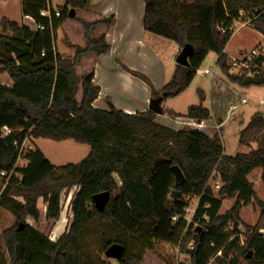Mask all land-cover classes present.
Returning <instances> with one entry per match:
<instances>
[{"label": "trees", "instance_id": "16d2710c", "mask_svg": "<svg viewBox=\"0 0 264 264\" xmlns=\"http://www.w3.org/2000/svg\"><path fill=\"white\" fill-rule=\"evenodd\" d=\"M91 2L65 0L60 15L53 13L49 18L41 11L47 7L53 11L51 0H22L23 15L44 24V29L6 16L0 20V74L7 72L13 80L10 85L0 83V203L16 216V222L0 234V252L8 255L9 264H88L91 258L83 237L96 221L105 251L114 242L126 246L118 264H141L145 253L131 252L124 239L108 240L105 223L128 232L146 248H154L157 242L178 244L189 254V261L180 264H264L260 220L245 225L249 232L246 237L234 225L236 220L241 221L242 208L253 202L261 207L264 218V199L249 178L261 167L264 180V114L254 113L240 133L242 144L256 142L255 146L228 155L220 135L210 136L196 127L163 124L150 108L127 112L112 102L106 109L94 105L101 90L94 81L95 72L80 75L78 65L91 52L110 50L105 33L94 35V31L112 25L114 17H72L82 24L86 38L85 45H75L73 57L61 55L55 43L57 29L69 18L71 9H87ZM145 2L143 21L148 31L176 41L180 50L185 44L194 47L190 65L177 63L172 78L163 86L165 98L179 95L192 83L210 51L218 54L217 63L232 82L264 85V73H232L233 62L226 51L234 32L233 22L241 17V10L254 13L252 25L264 35V0ZM229 101H225L227 105ZM187 116L209 119L211 109L203 103L191 104ZM30 137L73 139L90 144L91 150L80 162L57 165L40 148L30 149L23 156L27 165H20V147ZM174 164L182 168L184 182L178 183ZM14 168L16 172L9 178L1 175ZM214 172L222 182L217 192L209 182ZM74 186L78 188L71 200L72 219L57 240L27 221L31 216L40 223V198L47 205L49 223L58 220L62 195ZM174 189L182 194L173 197ZM106 190L111 191V198L100 211L93 197ZM192 196L199 197V204L189 222L187 197ZM226 197L235 200L221 212ZM21 222L25 225L19 228ZM219 251L222 255H217Z\"/></svg>", "mask_w": 264, "mask_h": 264}, {"label": "rangeland", "instance_id": "374dc122", "mask_svg": "<svg viewBox=\"0 0 264 264\" xmlns=\"http://www.w3.org/2000/svg\"><path fill=\"white\" fill-rule=\"evenodd\" d=\"M53 3L54 6L57 7L58 4H63V0H53ZM5 16L15 19L20 23H26L27 21L24 20L22 12V0H0V20ZM254 17V13L241 10V17L234 20L232 25L234 32L226 46V51L230 56H240L242 50L250 51L259 44H264V35L252 25ZM71 25L76 29L74 36L78 41L80 36H78L77 32V23H72ZM67 26L64 25L62 28H59L58 34H56L55 43L56 45L59 44L62 47V50H66V47L70 43L69 37L70 31L72 33V30H68L69 32H66L65 34L64 31H67V29H65ZM1 30L2 27L0 26V31ZM151 35L157 39L158 47H160L161 60L165 66L164 73L165 76H167L163 82L167 83L174 74L177 64V56L180 53V45L176 41L168 39L162 35L156 33H152ZM82 60L78 65L79 72H82L83 67L85 66V62L82 64ZM217 61L218 54L215 51H210L200 69L205 70L210 66H213L214 74L207 73L205 76H202L198 72L192 83L179 95L164 99L162 102L164 115L160 117V120L167 122L169 121L168 116L171 115L170 123L173 126L179 128H191L193 126L188 124V121L191 120L188 118L189 116H187L188 106L191 104L203 103L212 108L214 112L213 116L211 115L208 119L209 125H212L215 120L219 122L221 119H224L220 128H215L213 126L214 128L209 127L206 130L220 135L219 137L224 145V152L228 155H235L238 152H245L251 149L249 146L240 142V133L249 123L254 113L261 112L264 114V103L259 102L260 99L264 98V85L254 84L251 86H241L232 82ZM90 70L91 66L84 68L85 72ZM231 72L234 74L243 73L238 67L233 66ZM141 74L146 76L143 73ZM152 76L159 81L161 78L160 76H162V71L159 73L154 69ZM154 78L149 77L152 81H155L153 80ZM0 80H2V77H0ZM162 88L155 87L153 93L154 97L162 94ZM201 94H203V96ZM81 95L82 91L80 89L78 94L79 100L81 99ZM244 97L249 100V103H242V98ZM226 100H230L228 103L229 105L225 102ZM233 103L237 104V108L234 112H231L230 104ZM104 106L105 108H109L110 105L106 103ZM174 110L179 113L175 115V113H173ZM254 144H256V142H253L250 146L252 147ZM24 147H26L24 150L40 148L50 161L57 165L80 162L91 150V145L88 143L77 142L73 139L55 140L47 137L27 138ZM19 162L20 165H27L26 158L24 157H22ZM261 171V167L257 168L252 174H250L249 178L255 182V189L259 197L264 199V180L262 179ZM216 180L217 173L214 172L209 182L213 186L215 192L219 190V188L214 186ZM76 190L77 187L74 186L71 189L66 190L62 195L64 217L58 225L60 228L65 224V214L68 218V223H70L72 218L70 213L71 200ZM198 198L199 197L197 196L187 197L189 200V208L186 210V218L189 222L193 221V214L199 203ZM18 199L23 198L18 197ZM234 200V198L226 197L223 201L221 212L227 210ZM40 209L41 211H44L43 205L41 204ZM261 210V207L255 202L250 203L241 210V221L238 220V226L235 227L239 230V233L242 236L246 237L247 233L249 234L245 227L247 223L256 224L259 220V224L261 225L260 231L264 232V218L261 216ZM15 222L16 216L12 210L8 206L0 203V234L4 229L12 226ZM37 226L46 232L53 229V225L49 222L44 223V225L39 223ZM103 228L106 231V237L108 240L121 238L129 243L131 252H144V260L141 264H180L183 261H189V254L181 249L178 244L157 242L154 248H146L140 241L128 232H123V230L117 226L105 223ZM83 246L91 258V261L89 260L88 264H102L104 261L108 264L118 263L117 259L106 256L104 245L98 236L96 221H93L87 228L83 237ZM0 264H9L8 255L4 252H0Z\"/></svg>", "mask_w": 264, "mask_h": 264}, {"label": "crops", "instance_id": "0c3cea01", "mask_svg": "<svg viewBox=\"0 0 264 264\" xmlns=\"http://www.w3.org/2000/svg\"><path fill=\"white\" fill-rule=\"evenodd\" d=\"M51 4L55 9H60L61 6L65 4V0H63V4H58L57 7L54 6L53 0H51ZM76 10L77 16L85 20H95L109 16H113L115 20L112 25H102L94 31V35L105 33L106 39L111 45L110 50L101 54L91 52L85 55L82 60V64L85 62L83 71L79 72L78 70L79 74L82 75L85 72L84 68L91 66V70L95 72L94 81L100 85L101 90L98 98L94 101V105L105 108L104 105L106 103L109 104L112 102L117 108L127 112L142 111L149 108L151 99L154 97L153 93L155 87L161 89L166 84L163 81H165L167 76H165L164 73L165 66L161 60L160 47H158L157 39L151 35L153 32L148 31L144 25L143 18L146 10L145 0H92L89 8ZM23 17L24 20L27 21L26 24L32 25L33 21L30 16L23 15ZM72 23H77V32L78 36H80L78 41L74 36L76 29L71 25ZM64 25H68L65 28L67 29V31H64L65 34L69 32L68 30H72V33L70 31L69 37L70 43L66 47V50H62L59 44H57L56 47H58V52L61 55L73 57L76 53L75 45H85L86 43L85 30L81 23L70 17L66 19L59 28H62ZM59 28L56 34H58ZM154 69L159 73L162 71V76H160L161 78L159 81L152 76ZM137 73L145 74L148 80ZM0 77H2L0 83L9 85L13 83L12 78L7 72L1 73ZM149 77L154 78L153 80L155 81H152ZM173 113L177 115L179 112L174 110ZM162 115H164V113L157 114V121L173 126L170 123L171 115L168 116L169 121L167 122L160 120ZM249 147L252 148L253 146ZM115 176L118 183L121 184L119 176L117 174H115ZM218 179H220L219 175H217V180ZM42 200V198L39 199L44 210L41 211L40 223L44 225V223L49 221L45 216L47 205L43 203ZM63 213L64 208H62L60 218L51 223L53 229L47 231L52 240H57L69 226L68 218L65 214V224L62 225L61 228L58 227L61 219L64 217ZM70 213L72 217L71 210ZM28 222L35 225L36 221L33 217L28 216ZM37 224L36 222V226Z\"/></svg>", "mask_w": 264, "mask_h": 264}, {"label": "built area", "instance_id": "2783aa9c", "mask_svg": "<svg viewBox=\"0 0 264 264\" xmlns=\"http://www.w3.org/2000/svg\"><path fill=\"white\" fill-rule=\"evenodd\" d=\"M53 13H55L57 16H59L60 15V9H55L54 8L53 11H52L51 7H47V8H44L41 11V14L43 16H47L49 18L53 17ZM31 19L33 21L31 26L34 29H44L45 28L44 24L36 22L35 19L32 18V17H31ZM220 28L224 30L223 26H220ZM42 54H45V51H43ZM231 61L233 62V67H238L242 72L248 71V73L251 74V75H257V74L264 73V44H259L258 46L252 48L250 51L242 50V53H241L240 56H231ZM213 68H214L213 66H210L209 68H207L205 70H201L199 68L197 70V74H198V72L202 76H205L207 73L214 74ZM259 102L260 103H264V98L260 99ZM242 103H249V100L244 97V98H242ZM236 108H237V104H235V103L230 104V111L231 112H234L236 110ZM210 109H211V115L213 116L214 112H213L212 108H210ZM189 119H191V120L188 121V124H191L193 127H196V128H199L201 130H204V131L208 132L210 136H213L214 133L213 132H209L206 129L209 128V127H213V126L215 128H220V126L222 124L220 122H217L216 120H215V122L212 125H209L208 124V119L198 120V119H195L193 117H191ZM5 128H6V130H8V127H5ZM24 143L20 147L19 160H21V158L25 155V153L30 150V149L24 150V148H26V147H24ZM19 160H18L17 163H19ZM26 162H27V160H26ZM15 172L16 171H15V168H14L11 171H2L1 175L3 177L9 178ZM221 184H222L221 180L218 179V180L215 181L214 186L217 187V188H220ZM197 207H198V205H197ZM196 208H195V211H196ZM174 218L176 219L177 217L175 216ZM231 224L232 223L230 222V225ZM192 246H193V242H190V247H192ZM217 255H222V251H219L217 253Z\"/></svg>", "mask_w": 264, "mask_h": 264}, {"label": "water", "instance_id": "95a60500", "mask_svg": "<svg viewBox=\"0 0 264 264\" xmlns=\"http://www.w3.org/2000/svg\"><path fill=\"white\" fill-rule=\"evenodd\" d=\"M76 16V8L71 9V13L69 14V17H74ZM194 51V47L192 44H185L182 49L180 50V53L177 56V63L178 64H183L186 66L190 65V55ZM165 99V94H161L159 96L152 97L151 102H150V109L155 111L157 114L158 113H163V107H162V102ZM0 141H3V137L0 138ZM172 170L174 171L178 183L184 182L186 179V176L182 170V168L178 164H174L172 166ZM182 194V191L179 189H174L173 190V197H178L179 195ZM111 198V191L106 190L99 192L94 195L93 200L95 203V206L97 209L100 211H103L109 202ZM239 221L236 220L235 226H238ZM25 223L21 222L20 227H24ZM126 251V246L120 242H114L112 243L105 251L106 256L110 258H115L117 260H120L123 258L124 253ZM252 250L249 252L248 256H252Z\"/></svg>", "mask_w": 264, "mask_h": 264}]
</instances>
